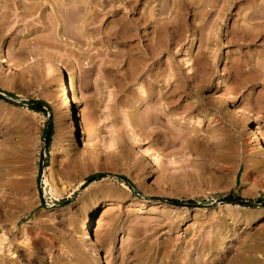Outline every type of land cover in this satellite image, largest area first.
Instances as JSON below:
<instances>
[{"label":"rangeland","instance_id":"374dc122","mask_svg":"<svg viewBox=\"0 0 264 264\" xmlns=\"http://www.w3.org/2000/svg\"><path fill=\"white\" fill-rule=\"evenodd\" d=\"M103 1L0 0V50L14 62L10 72L0 58V264H170L176 257L228 264L226 126L198 125L188 107L202 97L217 114L211 102H225L224 0H140L135 13L111 0L104 11ZM58 15L68 20L61 35ZM147 18L153 23L138 36L129 37L134 27L113 35L123 22ZM148 44L159 52L152 70L133 80L109 70ZM157 64L160 76L151 78ZM176 73L197 75L201 93L171 98L186 108L156 124L166 146L144 138L140 126L158 114ZM60 75L80 105L88 150L70 147ZM213 129L216 144L203 137ZM212 240L209 254L197 253Z\"/></svg>","mask_w":264,"mask_h":264},{"label":"bare ground","instance_id":"6f19581e","mask_svg":"<svg viewBox=\"0 0 264 264\" xmlns=\"http://www.w3.org/2000/svg\"><path fill=\"white\" fill-rule=\"evenodd\" d=\"M37 1L38 0H36V2ZM200 1L202 2V0ZM203 1L204 3L208 2V0H203ZM111 2L113 3L120 2L121 4H123L124 9L129 8L132 13H135L140 0H111ZM59 3L62 6H65L64 4H67L64 1H59ZM72 3H73V0H69V4H72ZM108 4H110L108 0L103 1L104 11L106 10ZM202 5H203V2H202ZM24 9H27V6H25ZM112 12L115 14H118L119 12H122V9L121 8L116 9V10H113ZM56 20L59 22V25L61 27L60 32H59L61 35V30L64 24L67 25L68 20L59 15L57 16ZM151 23L153 22L149 18H147V20L146 19H139V20L131 19L130 21L123 22L121 25L123 29L119 31H114L113 35L117 37V39L122 38V35H121L122 31L125 33V31L128 30L130 27H134L135 33L131 32L129 37L138 36L140 29L141 28L148 29ZM149 35L150 33H147V36ZM158 54L159 52L154 48V46L152 44H148L145 46V49L142 50V56L131 57L129 59L122 60L119 62L113 61L110 63V65L113 66V68L112 69L109 68V70H113L117 74L122 75L121 80H133L134 78L137 79L142 75V73L146 71V69H150V68L151 70L153 69V65L156 64V59L158 57ZM0 58H1V64L3 65V67L5 69L7 68L10 72H12L14 68V62H13L12 57L8 55L6 52H4L3 50H0ZM166 64L168 66L169 64L173 65V62L171 60L170 61L167 60ZM159 66L160 64H157L156 70L153 71L151 78L155 77L157 79V77L160 76V73H158ZM47 69H48L47 71L50 73L55 71V69L51 66H47ZM173 78H174L173 81L167 82V86L170 87L168 91L162 92V96L160 99L162 100V103L160 106V110L158 111V114L155 116L154 119L150 120L148 123H144L141 126L139 125L141 134L142 136H144V138L152 142L154 138L157 137V139L154 140L156 143H158L161 139H163L164 144L166 146L169 145L170 139H167L168 135L161 132L157 128L156 124L158 123L160 119L164 117H168L169 119H172L173 116L177 115L178 113H180L181 110H184L186 108L182 105H174L171 98L177 95L178 91L183 92V93L194 92L197 95L201 93L200 87L197 86L198 81H199L197 75L188 77V76H182L179 73H176L173 75ZM175 83L177 84L174 85ZM58 88H59V91L61 92V102L59 104V114H61L63 118H65L67 122L69 123L68 133H69L70 147L73 149H80L83 146L84 150H88L89 144L87 142V133L82 128V123H81L82 115L78 109L80 105H77V107L75 106L76 102H75V99L70 89V83L66 76L64 75L59 76ZM206 103L207 101L204 100V98L196 97L194 98V101L188 105L189 111L191 110L192 112L199 114L196 120L198 122V125H200V123L204 121H208V122H212V124L215 123L214 126L220 123H224L226 126V115L223 113L222 107H220L221 104L225 102L220 99L219 100L217 99L216 102H211L212 107L216 109L217 114H214V113L211 114L207 112V109L205 107ZM159 112L161 113L159 114ZM201 131L202 129H198V132H201ZM218 132H219L218 129H213L211 132H206V133L204 132L203 137L206 140L212 142L213 144H216L218 142V136H217ZM189 137L191 136L186 135L184 139V146H186L187 148H189V143H190L187 140ZM48 170H51V167H49ZM45 183L47 186L51 187L52 193L56 191L55 187H53V185L49 182L48 179H46ZM149 203L150 201H134L132 203V206L143 209V208L149 207L150 205ZM103 225H104L103 222L99 223V227ZM84 231H85L86 238L92 240L93 238H92L90 221L85 223ZM1 240L4 241L5 239L1 238ZM214 246H215V241L212 240L210 243H206L204 246H202V248L197 249L198 251L197 253L200 254L201 256L209 254ZM104 263L105 262L103 261V259H100L98 261V264H104ZM186 263L191 264V262L185 258L176 257L174 261L170 264H186ZM152 264H157V261L156 262L153 261ZM193 264H208V261L199 260L196 263L193 262Z\"/></svg>","mask_w":264,"mask_h":264},{"label":"trees","instance_id":"16d2710c","mask_svg":"<svg viewBox=\"0 0 264 264\" xmlns=\"http://www.w3.org/2000/svg\"><path fill=\"white\" fill-rule=\"evenodd\" d=\"M36 104H41V105H46V106H49L45 101H37V103ZM51 141V136H49V139H48V142H50ZM122 179L123 180H125V178L124 177H122ZM94 181V178L92 177V178H89L88 179V181H87V184H90L91 182H93ZM132 188H134V186L130 183V182H128V181H126Z\"/></svg>","mask_w":264,"mask_h":264},{"label":"water","instance_id":"95a60500","mask_svg":"<svg viewBox=\"0 0 264 264\" xmlns=\"http://www.w3.org/2000/svg\"><path fill=\"white\" fill-rule=\"evenodd\" d=\"M166 202H170V203H173V204H176V205H182L183 204L182 202L172 201V200H168Z\"/></svg>","mask_w":264,"mask_h":264}]
</instances>
